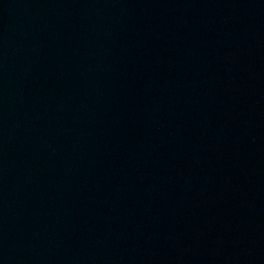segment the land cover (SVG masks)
<instances>
[{
	"label": "water",
	"instance_id": "1",
	"mask_svg": "<svg viewBox=\"0 0 264 264\" xmlns=\"http://www.w3.org/2000/svg\"><path fill=\"white\" fill-rule=\"evenodd\" d=\"M0 264H264V0H0Z\"/></svg>",
	"mask_w": 264,
	"mask_h": 264
}]
</instances>
